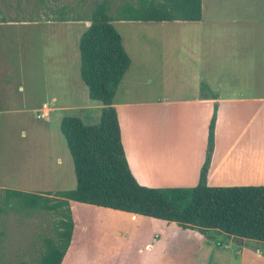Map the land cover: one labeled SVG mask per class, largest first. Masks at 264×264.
Listing matches in <instances>:
<instances>
[{
    "label": "crops",
    "instance_id": "obj_1",
    "mask_svg": "<svg viewBox=\"0 0 264 264\" xmlns=\"http://www.w3.org/2000/svg\"><path fill=\"white\" fill-rule=\"evenodd\" d=\"M114 22L122 25L123 33L115 31L129 66L116 87L113 108L125 160L135 182L146 188L194 187L204 158L212 106L216 104L206 185L264 186V23L243 25L239 29L242 37L237 41L232 26L227 29L217 25L207 33L201 19L113 21L111 25ZM17 24L0 21V29ZM2 37L0 32L1 45ZM158 43H164V51L157 48ZM1 45L0 110L8 111L15 105L11 92L4 87L7 77ZM209 47L215 56L207 62L201 52ZM53 59L46 71L56 69ZM62 69L68 77V61H62ZM161 72L162 76L181 79L174 94L170 89L164 93L155 87L154 79ZM45 100L40 99L31 108L32 112L46 113L37 119H48L52 112L70 109L80 121L99 120L101 106L89 100L86 87L79 88L74 80L71 94L65 88ZM108 213L123 220L124 225H111L114 249L104 264H264V241L208 239L195 230L180 229L158 219L119 211ZM75 220L74 228L78 226ZM86 231H81L82 239L89 246ZM70 248L71 239L67 249ZM76 252L72 264L76 262Z\"/></svg>",
    "mask_w": 264,
    "mask_h": 264
},
{
    "label": "rangeland",
    "instance_id": "obj_2",
    "mask_svg": "<svg viewBox=\"0 0 264 264\" xmlns=\"http://www.w3.org/2000/svg\"><path fill=\"white\" fill-rule=\"evenodd\" d=\"M98 1L0 0V21L18 22L0 29L7 77L3 82L15 105L12 110H0V194L3 189L46 193L74 188L72 163L58 130L59 121L63 117H74V112L57 110L42 120L36 118L39 113L32 112L31 108L40 99L47 101L65 88L71 94V80L76 81L79 88H84L77 71V41L85 30L84 26L88 25L82 20ZM122 1L136 0H111L113 6ZM59 18L68 21L61 23ZM201 23L207 33L217 25H225L227 29L232 26L238 41L242 37L239 29L243 25L252 24L254 27L264 23V0H201ZM112 26L123 33L118 22ZM140 39H146V36H140ZM157 48L164 51V43ZM211 49H202L204 61L215 56ZM51 57L56 62L54 72L46 71ZM63 60L68 61V77L63 73ZM180 83V78L162 76V72L154 79L155 87L164 93L170 89L174 94ZM94 104L101 106L100 103ZM91 121L92 118L81 122L85 125L97 122L96 119ZM69 208L78 226L73 229L71 248L65 252L62 264H69L70 256L72 264L75 250L74 264H104L111 248L114 249L111 225H120L123 220L115 219L108 213L112 211L109 209L97 210L76 202H71ZM55 225V214L40 210L15 212L0 204V264L35 261L45 240L53 237ZM82 230H87L84 235L88 237L89 246L83 242Z\"/></svg>",
    "mask_w": 264,
    "mask_h": 264
},
{
    "label": "trees",
    "instance_id": "obj_3",
    "mask_svg": "<svg viewBox=\"0 0 264 264\" xmlns=\"http://www.w3.org/2000/svg\"><path fill=\"white\" fill-rule=\"evenodd\" d=\"M201 0H136L113 6L93 3L88 25L78 39V75L87 97L101 105L99 120L85 125L63 117L58 130L72 163L74 188L46 193L3 189L0 204L15 212L40 210L56 215L53 237L45 240L35 261L61 264L76 220L68 202L150 217L195 230L208 239L264 241V186L208 187L206 175L213 150L216 104L207 126L203 162L191 188H146L133 179L125 160L113 95L129 59L111 22H198ZM59 22L68 21L59 18Z\"/></svg>",
    "mask_w": 264,
    "mask_h": 264
},
{
    "label": "built area",
    "instance_id": "obj_4",
    "mask_svg": "<svg viewBox=\"0 0 264 264\" xmlns=\"http://www.w3.org/2000/svg\"><path fill=\"white\" fill-rule=\"evenodd\" d=\"M46 115V113H39V115L38 116H36V118H42L43 116H45Z\"/></svg>",
    "mask_w": 264,
    "mask_h": 264
}]
</instances>
